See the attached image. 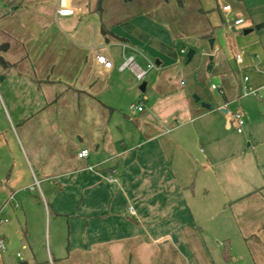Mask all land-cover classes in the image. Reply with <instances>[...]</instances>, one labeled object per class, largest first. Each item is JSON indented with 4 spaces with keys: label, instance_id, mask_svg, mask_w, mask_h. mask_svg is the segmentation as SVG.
Wrapping results in <instances>:
<instances>
[{
    "label": "crops",
    "instance_id": "0c3cea01",
    "mask_svg": "<svg viewBox=\"0 0 264 264\" xmlns=\"http://www.w3.org/2000/svg\"><path fill=\"white\" fill-rule=\"evenodd\" d=\"M95 2L0 0V264H220L214 244L264 264V19L221 0ZM198 46L218 100L196 96ZM128 56L157 68L138 80Z\"/></svg>",
    "mask_w": 264,
    "mask_h": 264
},
{
    "label": "rangeland",
    "instance_id": "374dc122",
    "mask_svg": "<svg viewBox=\"0 0 264 264\" xmlns=\"http://www.w3.org/2000/svg\"><path fill=\"white\" fill-rule=\"evenodd\" d=\"M131 1H133L131 3L136 2V0H131ZM142 1L143 0H140V2ZM221 2H222L221 4H223V8L225 6H229L231 10L234 9V11L243 9L245 11L246 16H249L250 19L254 22L255 27L256 25H258L257 23H255L256 18L264 19V0H221ZM253 29L255 30V28ZM259 32L264 33V28L259 29L258 31H254V33H259ZM205 49L206 48L204 46H198L196 48V55L194 59H192L189 62L184 61L185 65H188L189 70L193 73L191 79H193L194 81H197L199 84V89L201 90V93H196V96L201 98V102H206V99L218 100L219 94L217 93V91L213 90L212 86L213 85H216L219 87L221 86L220 84L221 73H220V68L218 66L217 60L213 61V63L210 62L208 59L210 55L212 54V53L210 54L212 49L210 48L209 50L208 48L209 50L208 54L205 52ZM186 56L187 54H185V58ZM212 65L213 67L209 68V66H212ZM181 80H183L184 83H187L190 80V78H188V73L186 74L185 77H182ZM229 108L231 111L235 110L234 106H230ZM230 129H232L231 131H234L233 128H230ZM5 149L7 148L5 147ZM0 154H4V153L2 152ZM9 170L10 169H9L8 163H7V167L6 166L0 167V176L5 175L6 173H8ZM34 185H37V183H34ZM30 186L31 185L23 187L22 190L26 192H33L32 190L27 189ZM6 200L7 199H4L2 204L5 202L6 203L9 202V199L7 201ZM222 248L223 247L217 246V244L212 245V247L210 248L215 258L219 259L220 264H240L237 255L233 257L234 258L233 261L231 262H229L230 260L226 261L222 253ZM245 250L241 248V251L244 252ZM238 252H240V249L238 250ZM230 254L232 256V252Z\"/></svg>",
    "mask_w": 264,
    "mask_h": 264
},
{
    "label": "built area",
    "instance_id": "2783aa9c",
    "mask_svg": "<svg viewBox=\"0 0 264 264\" xmlns=\"http://www.w3.org/2000/svg\"><path fill=\"white\" fill-rule=\"evenodd\" d=\"M224 10L229 11L230 7L229 6H225ZM59 14L61 15H71L74 13V10L68 6H65L64 4L58 9ZM228 26L229 28H238V27H245L246 26V21L244 19V17L242 16H238L233 20H229L228 21ZM123 48H127L129 47L128 44L123 43L122 44ZM182 51H184V49H182ZM236 60L240 61L241 59V54L237 53L236 55ZM96 60L99 64H101L103 67H105L106 69H111L113 67V62L106 57L105 55L96 52ZM157 68V64L152 61V60H148L147 61V65L146 67H141L140 65H138V63L135 61L134 56H128L126 57V59L124 60V62L120 65V69L124 70V69H130L131 71L134 72L135 76L137 77L138 80H143L150 71H152L153 69ZM249 78L248 76L244 77V80L247 81ZM213 88H217L216 85H213ZM244 89V94H253V95H258V96H262L261 93H259L258 89H252L247 87L246 85L243 86ZM136 109L138 110H142L143 106L142 105H136V104H132L130 106V110L131 111H135ZM231 121L234 124L236 130L238 132H242L243 131V127L245 125V115L242 111L237 110L231 113ZM89 153L88 149H82L78 155L80 157H87ZM36 185L32 184L29 188V190H35ZM133 212V209H130ZM6 247V239L5 237L0 233V250H4Z\"/></svg>",
    "mask_w": 264,
    "mask_h": 264
},
{
    "label": "trees",
    "instance_id": "16d2710c",
    "mask_svg": "<svg viewBox=\"0 0 264 264\" xmlns=\"http://www.w3.org/2000/svg\"><path fill=\"white\" fill-rule=\"evenodd\" d=\"M103 1L104 0H96L95 2V7H94V10H97L98 12L102 13L103 11ZM185 0H179V3H183ZM102 31L103 33H106V29L105 27H102ZM210 34H204V35H201L200 38H207L208 36H210ZM0 64L3 65L4 67H9L10 64L6 63L3 58L0 56ZM223 254H224V257L226 258L227 261H229L231 259V254H230V250L229 249H224L223 250Z\"/></svg>",
    "mask_w": 264,
    "mask_h": 264
},
{
    "label": "water",
    "instance_id": "95a60500",
    "mask_svg": "<svg viewBox=\"0 0 264 264\" xmlns=\"http://www.w3.org/2000/svg\"><path fill=\"white\" fill-rule=\"evenodd\" d=\"M260 26H262V25H256V29H259ZM252 30H253V29H246V30H245V33H248V32H250V31H252ZM209 43H210L211 46H213L214 38H210V39H209ZM194 54H195V50H194L193 48H190V49L188 50V52H187L188 60H190V59L193 57ZM145 86H146V82L143 81L142 84H141V89H145ZM197 99H198V97H197Z\"/></svg>",
    "mask_w": 264,
    "mask_h": 264
}]
</instances>
